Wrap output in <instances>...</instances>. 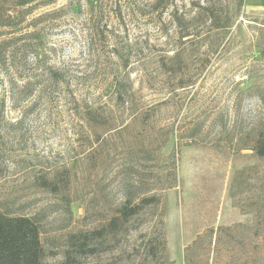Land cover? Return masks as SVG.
Here are the masks:
<instances>
[{
    "label": "rangeland",
    "instance_id": "rangeland-1",
    "mask_svg": "<svg viewBox=\"0 0 264 264\" xmlns=\"http://www.w3.org/2000/svg\"><path fill=\"white\" fill-rule=\"evenodd\" d=\"M20 1L0 0V212L35 218L43 264L149 197L80 260L264 264V0Z\"/></svg>",
    "mask_w": 264,
    "mask_h": 264
},
{
    "label": "trees",
    "instance_id": "trees-1",
    "mask_svg": "<svg viewBox=\"0 0 264 264\" xmlns=\"http://www.w3.org/2000/svg\"><path fill=\"white\" fill-rule=\"evenodd\" d=\"M31 0H23L19 6L29 4ZM87 9L91 14H101L104 10L102 0H86ZM116 6V4H115ZM120 7V6H118ZM204 10V8L202 9ZM98 22V20H97ZM99 25L95 28L98 29ZM102 35V32L100 33ZM259 37L256 38L258 41ZM259 55L264 63V43H257ZM176 53L171 60H177ZM56 82L58 80H55ZM115 101L127 102V95L124 91H116ZM83 119L88 122L96 120L92 105H86ZM2 109L0 108V123ZM254 137L250 140L248 149L258 158L264 157V123L258 122L253 128ZM42 188H50L52 184L47 179H42ZM158 204L156 197L144 198L134 207L122 206L118 215L111 217L106 225L100 229L90 232H78L68 236L67 250L61 264H85L80 257L92 256L97 252V245L92 243L93 239H103L109 234H115L120 225L128 221L139 211L147 207H154ZM45 252L40 241V226L34 217L19 215L13 216L0 212V264H43Z\"/></svg>",
    "mask_w": 264,
    "mask_h": 264
}]
</instances>
